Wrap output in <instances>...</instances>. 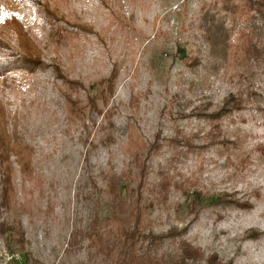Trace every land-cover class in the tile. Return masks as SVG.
Returning <instances> with one entry per match:
<instances>
[{"label":"rangeland","instance_id":"obj_1","mask_svg":"<svg viewBox=\"0 0 264 264\" xmlns=\"http://www.w3.org/2000/svg\"><path fill=\"white\" fill-rule=\"evenodd\" d=\"M213 1L0 0V63H16L0 74V264H11L2 224L20 225L42 264H114L73 233L92 219L109 230L102 190L110 175L139 171L141 144L154 149L143 155L142 235L185 228L203 254L189 264H264V65L250 97L217 66L199 26ZM230 92L244 93L243 108L210 118ZM194 191L206 205L190 220ZM163 243L158 254L177 252V239Z\"/></svg>","mask_w":264,"mask_h":264},{"label":"trees","instance_id":"obj_2","mask_svg":"<svg viewBox=\"0 0 264 264\" xmlns=\"http://www.w3.org/2000/svg\"><path fill=\"white\" fill-rule=\"evenodd\" d=\"M221 11H225L228 21ZM199 26L204 30L210 56L217 57L215 60L219 63L217 66L225 70L232 67L236 76L247 81V86L251 85L247 88L249 97L256 96L258 93L252 88L251 79L255 77L256 70L264 65V0H215L203 8ZM235 34L236 37L233 39ZM17 60H21V63L25 62L22 64H26V66L31 64L30 69L39 66V63L29 59L18 58ZM17 60L16 62H18ZM191 63H198V58L193 57L189 64ZM12 64L16 63H12V60L1 61L0 74L6 73ZM111 92L112 83H107L98 95L103 104L107 103ZM245 101L246 96L243 92H230L224 97L222 106L216 113H210L211 115L208 116L214 118L234 110H241ZM91 105L96 107L93 100H91ZM214 114L216 115L214 116ZM108 115L107 113L105 116ZM186 138H184V144L188 150H193L194 146ZM153 150L152 147L145 149L142 144L138 145L131 154L139 171L131 174L121 172L109 176L106 186L102 190L110 209L107 219L109 230L105 232L104 229L97 228L96 219H92L87 230L78 229L73 233L74 243L87 238L92 246H96L98 252L113 260L114 264H189L190 261H196L203 257L198 247L181 236L185 228L180 230L173 226L167 232L157 235L151 232L142 235L140 231L143 208L140 204L142 194L140 190L143 186V170L145 168L143 155ZM170 186L168 178L162 177L159 196L163 202L168 199ZM190 196L187 211L191 216L190 220H192L198 217L202 207L206 204L204 202L205 195L200 192L194 191ZM221 199L218 196L214 203H219ZM110 223L112 225L116 223L114 230ZM1 231L8 233L6 250L11 255V264H21L20 260L12 256L16 252L24 255V264H42L32 258L27 251L24 231L20 225L6 226L2 224ZM9 232L12 235H9ZM108 232L111 234L107 235ZM113 237L114 240L111 239ZM166 239H171L175 243L177 239L175 254H166L164 251L160 254L157 253V247ZM144 240H147V244L143 250L141 242ZM207 264L220 263L216 255H213L207 258Z\"/></svg>","mask_w":264,"mask_h":264}]
</instances>
